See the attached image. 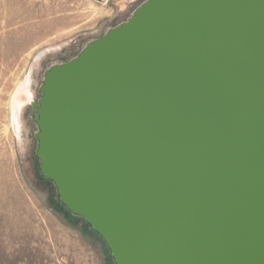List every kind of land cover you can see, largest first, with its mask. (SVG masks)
I'll list each match as a JSON object with an SVG mask.
<instances>
[{
    "label": "water",
    "instance_id": "water-1",
    "mask_svg": "<svg viewBox=\"0 0 264 264\" xmlns=\"http://www.w3.org/2000/svg\"><path fill=\"white\" fill-rule=\"evenodd\" d=\"M41 92V173L116 264H264V0H147Z\"/></svg>",
    "mask_w": 264,
    "mask_h": 264
},
{
    "label": "rangeland",
    "instance_id": "rangeland-1",
    "mask_svg": "<svg viewBox=\"0 0 264 264\" xmlns=\"http://www.w3.org/2000/svg\"><path fill=\"white\" fill-rule=\"evenodd\" d=\"M146 1L0 0V264H116L103 238L42 179L34 105L48 70Z\"/></svg>",
    "mask_w": 264,
    "mask_h": 264
},
{
    "label": "bare ground",
    "instance_id": "bare-ground-1",
    "mask_svg": "<svg viewBox=\"0 0 264 264\" xmlns=\"http://www.w3.org/2000/svg\"><path fill=\"white\" fill-rule=\"evenodd\" d=\"M29 83H30V79L29 78H27L26 80H25V82H24V84H23V86L24 87H27L28 85H29ZM22 87V86H21ZM21 90V89H20ZM23 91V90H22ZM29 92V91H28ZM30 95V94H29ZM34 97H32V96H29L28 97V101H27V103H34V99H33Z\"/></svg>",
    "mask_w": 264,
    "mask_h": 264
},
{
    "label": "trees",
    "instance_id": "trees-1",
    "mask_svg": "<svg viewBox=\"0 0 264 264\" xmlns=\"http://www.w3.org/2000/svg\"><path fill=\"white\" fill-rule=\"evenodd\" d=\"M41 171V170H40ZM41 177H42V179L43 180H45V181H47V182H51V183H53L52 181H50L49 179H47V178H45L43 175H42V173H41ZM54 184V183H53ZM60 200V199H59ZM61 202V201H60ZM62 203V202H61ZM63 204V203H62ZM64 205V204H63Z\"/></svg>",
    "mask_w": 264,
    "mask_h": 264
}]
</instances>
